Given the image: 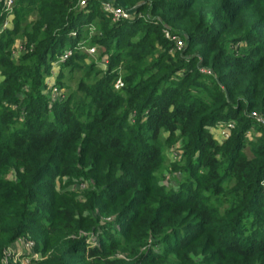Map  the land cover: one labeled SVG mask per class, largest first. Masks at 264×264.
I'll list each match as a JSON object with an SVG mask.
<instances>
[{"label":"trees","instance_id":"1","mask_svg":"<svg viewBox=\"0 0 264 264\" xmlns=\"http://www.w3.org/2000/svg\"><path fill=\"white\" fill-rule=\"evenodd\" d=\"M103 1L82 9L79 0H15L14 29L0 36V264H14L10 249L26 235L43 256L33 264H138L150 242L187 225L185 210L198 224L182 246L208 232L197 245L206 261L264 264V123L253 116L264 120V0H112L146 13L147 30L100 57L110 70L92 89L80 82L84 100L52 109L42 100L44 74L75 44L69 33L96 17L110 43L138 23L112 21ZM21 41L29 51L17 58ZM115 62L125 72L118 91L109 84ZM22 100L18 112L6 109ZM218 121L235 124L223 134ZM163 132H178L186 168L198 177L177 193L155 184ZM64 177L88 184L84 205L60 199ZM205 192L221 195L227 210L220 214ZM81 232L99 234L98 244Z\"/></svg>","mask_w":264,"mask_h":264},{"label":"rangeland","instance_id":"2","mask_svg":"<svg viewBox=\"0 0 264 264\" xmlns=\"http://www.w3.org/2000/svg\"><path fill=\"white\" fill-rule=\"evenodd\" d=\"M95 10L96 8L94 7V11ZM128 10L132 12V17L128 20L123 21L133 22L132 19H135L137 17L135 20L138 23H134V25L131 26L133 27L131 31L130 29H127L129 30L128 32L120 34L121 38L110 40V43L102 41L101 33L96 27V22L98 24H100V22L96 17H93V21H91L90 23H82L80 26H78V29L72 30L69 33V38L73 39L75 41V44L73 45L72 42L70 44H66V49L61 54V56H64L66 54H69V56L62 63H58V59L51 62L49 65V69H47L46 73L44 74V87L41 90V95L43 97L42 100L44 101V97H46L51 103L52 109L57 107H54V104L56 102H59L58 104L67 103L75 107L79 100H84L87 95L83 91L79 90L80 82H84L85 85L90 86L92 89L93 85L96 83L95 78L97 76L99 78H102L105 73H108L110 70V59L106 58V60H108V64L104 66V60H100V57L107 54L106 51L110 50L111 56L114 57L116 55L115 52L117 53L118 50H123L124 48L128 47L127 41L132 42L142 37V35L148 28V26L146 25V13L142 12L137 16L135 15L137 13L133 12L132 9L129 8ZM14 25L15 19L13 22V29ZM127 26H129V24L124 25L123 28ZM18 43H22V41ZM23 43L26 42L24 41ZM95 43H99V45L95 46ZM91 48H95V52L92 54L89 53V50ZM27 51H29L28 48ZM115 58H117V56ZM67 60H71V63H66ZM78 64L79 66H81L80 68L77 67ZM114 66L115 67L112 72H117L118 77L117 79L113 78V80L109 81V84H111L113 91H118L119 89L116 88V83L120 81L124 85L123 77L125 72L124 67L121 65L119 66L117 62H115ZM89 68L92 69V73H89ZM2 80L3 77L0 69V82ZM33 81L34 78H31V82ZM55 88L56 91L54 90ZM22 99L24 100V97H22ZM23 100L21 101V103H18L16 105L5 107L6 109L9 108L14 112H18L17 110L23 103ZM39 104L40 106H43L41 103ZM89 104L90 102L88 103L86 108H88ZM3 110L4 106L2 105L0 106V112H3ZM47 112V115L53 120V122L61 121L58 112ZM18 118L21 121L24 120L25 112L22 115H18ZM228 122H232L233 124H235L233 121ZM228 122L221 121L217 123L215 128L219 132H221L224 126L228 124ZM11 129L13 131L20 129V124L13 123ZM256 131L257 129L249 131L248 136H253ZM178 135V132L173 136L168 132H163L161 134V138L163 140V161L158 170L154 173V178L156 180L155 184L159 187H163L164 185H166L165 190L171 193H177L178 191H180V188L186 183L191 184L193 180H198V177L194 178L192 176L191 170L186 168V162L183 157V147L181 142H179V140L177 139ZM245 148L248 152L251 148V144H248ZM77 181L78 180H74V178L71 179L66 177H64L63 180L60 179L59 181H57L58 191L60 195L59 197L62 201H71L84 205L83 203L86 200V195L83 193L88 189V184H86L85 182L76 184L75 182ZM227 185L228 183L225 182L224 186L226 187ZM261 186L264 190V183H262ZM203 195L208 196L209 204L211 206L217 207L220 214H223L227 210V206L222 204L221 195L216 196L206 192L203 193ZM261 213H263L264 215V208L261 210ZM183 215L185 217V224L187 225L181 228V231L178 233V235L170 238L167 241L161 240L158 243L150 242L149 247L145 249L147 250L145 253V259H143V261L138 264H213L210 261H206L204 256L201 255L202 253L200 252V250L203 248V246L197 247V245L201 242H203V244L205 243L208 232L204 235L203 241L195 240L188 246L181 245L183 239H186L188 237V234L186 232H190V234L193 233V230H188L187 228L189 226H192V224H198L195 217H192L188 210H185L183 212ZM100 229L103 231V228ZM81 234H83V236H86L87 241L92 242L93 246L98 244L100 240L99 238L101 237H99V234H95L92 232L88 235H84L83 232H81ZM103 238L104 236L102 237V239ZM28 241L34 242V239L29 237L28 235L23 236L18 239L11 247L10 251L14 255V264H33V260L39 258L42 259V253L36 251L35 248L30 250L26 247V243ZM154 244L158 245L156 246ZM117 256L125 259L126 255L117 254Z\"/></svg>","mask_w":264,"mask_h":264},{"label":"built area","instance_id":"3","mask_svg":"<svg viewBox=\"0 0 264 264\" xmlns=\"http://www.w3.org/2000/svg\"><path fill=\"white\" fill-rule=\"evenodd\" d=\"M93 1L94 0H79V6L82 9H85ZM101 9L114 22L128 20L132 17V12L130 10H128L127 8L123 6L117 5L114 1H111V0H105L104 2H102ZM14 19H15V0H0V36L5 32L12 31ZM165 34L167 37H170L167 31H165ZM172 40L175 42V44H177L178 49H180L183 46V43L178 38L172 37ZM25 51H27L26 43H18L16 48L13 51V54L15 57H19V55ZM94 52H95V48H91L89 50V53L91 54ZM68 56L69 54L60 56L58 63L64 62ZM107 64H108V60L105 59L104 66H106ZM202 71L206 72L207 70H202ZM207 73L210 74V71H207ZM122 87H123V83L118 81L116 83V88L121 89ZM54 90L56 91V88ZM253 116L259 122L264 123V120H261L258 114L254 113ZM233 125L234 124L232 122H228V124L224 126L223 130L225 129L226 131L228 129H231L234 127ZM222 133L225 134L224 131ZM26 247L32 250L34 248V243L31 241H28L26 243Z\"/></svg>","mask_w":264,"mask_h":264}]
</instances>
